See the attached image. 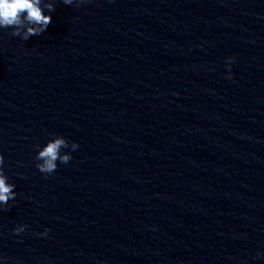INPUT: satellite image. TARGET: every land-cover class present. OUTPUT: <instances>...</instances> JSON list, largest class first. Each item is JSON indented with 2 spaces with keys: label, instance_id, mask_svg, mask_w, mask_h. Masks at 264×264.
Here are the masks:
<instances>
[{
  "label": "clouds",
  "instance_id": "9594fccd",
  "mask_svg": "<svg viewBox=\"0 0 264 264\" xmlns=\"http://www.w3.org/2000/svg\"><path fill=\"white\" fill-rule=\"evenodd\" d=\"M74 0H62L65 5H72ZM42 0H0V28L13 29L12 35L27 40L44 32L52 21L51 15H46L44 9L53 10L52 3L41 7ZM231 60V58H230ZM230 78V77H229ZM79 147L76 143H69L62 136H57L46 143L36 156L40 161L36 165L41 173L51 174L57 169V161L67 164L72 159L68 153L61 154V149L75 151ZM4 157L0 155V204L7 205L9 200H14L15 185L8 183L3 171ZM26 225L17 226L13 231L19 234L25 230ZM48 229L39 235L47 236Z\"/></svg>",
  "mask_w": 264,
  "mask_h": 264
}]
</instances>
